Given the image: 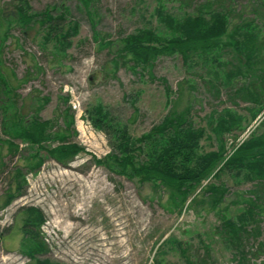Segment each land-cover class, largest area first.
<instances>
[{"label":"rangeland","instance_id":"374dc122","mask_svg":"<svg viewBox=\"0 0 264 264\" xmlns=\"http://www.w3.org/2000/svg\"><path fill=\"white\" fill-rule=\"evenodd\" d=\"M12 1L2 0L10 16L15 14ZM29 1L34 12L51 6L56 14L64 11L65 26L77 22L78 29L70 37L71 45L58 52L53 42L46 50L39 46L43 40L39 24L24 29L14 25L3 54L6 74L18 83L19 107L29 117L36 111V98L47 97L48 102L39 104V115L55 121V129L64 127L61 114L71 105L77 130L72 139L86 152L62 164L42 150L44 162L33 170L25 166L24 158L31 157L36 146L22 143L17 155H9L7 145L0 143V264H36V258L25 251L23 219L29 206L39 208L45 218L40 235L47 252L36 257L52 264H237L235 252L216 229L221 214L236 217L245 211L242 199L250 196L255 185L246 173L223 171L219 178H212L211 182L228 189L220 212L210 208L207 197L196 204L188 202L179 211L168 204L162 188L97 162L112 148L86 109L102 104L120 126L140 137L163 119L173 101L179 110L190 105L195 125L206 130L201 152L217 150L219 141L208 120L227 109L244 118L234 131L225 133L227 150L252 133H263L264 0H222L233 22L256 20L253 28L263 47L252 68L230 49L196 55L187 62L179 54H162L153 61V78L140 67L131 69L133 62L117 51L118 40L151 24L164 28L155 15L158 6L183 14L194 12L207 0H89L88 5L84 0ZM97 34L113 44H100ZM252 93L259 94L260 102L250 99ZM0 138L11 139L2 133L1 119ZM56 144L44 142L47 147ZM20 167L26 190L1 206L11 171ZM260 225L261 235L244 242L245 264H264V253H257L258 242L264 241V219Z\"/></svg>","mask_w":264,"mask_h":264},{"label":"trees","instance_id":"16d2710c","mask_svg":"<svg viewBox=\"0 0 264 264\" xmlns=\"http://www.w3.org/2000/svg\"><path fill=\"white\" fill-rule=\"evenodd\" d=\"M84 1L86 5L89 4V0ZM10 4H13L15 11L11 16L5 12L6 4L0 0V119L2 133L11 138H0V143L7 145L9 155H17L22 143L36 146L37 151L31 157L24 158L25 166L33 170L44 162L40 153L42 150H46L56 161L67 164L80 153L86 152L85 146L72 139L77 130L71 105L61 114L65 126L56 129L55 121L42 119L39 115V104L48 102L47 97H37L35 113L30 117L25 115L17 99L18 83L15 84L6 74L3 54L7 41L13 36L14 25L24 29L34 23L39 24V30L43 32V40L39 46L46 50L47 45L53 42L54 48L62 52L71 45L70 37L76 33L78 23L69 21L66 27V14L64 11L54 13L56 8L53 6L34 12L29 0H13ZM155 15L158 17L157 22L164 28L151 24L136 29L117 42V51L133 62L131 69L135 71L140 67L147 70L152 78L153 61L162 54H179L187 62L196 55L230 49L243 56L244 64L252 68L262 46L261 40L256 37V26L253 28L256 20L241 19L240 22H233L231 10L223 7L222 0H207L194 12L183 14L164 10L161 5L155 9ZM100 38L98 34L95 35L100 44H113L111 40ZM237 73L241 71L238 70ZM163 82L167 93H170L166 79ZM261 92L264 93V88ZM258 95L252 93L250 99L260 102ZM86 113L94 126L107 134L112 148L104 160L98 159L97 162L106 163L118 174L162 188L167 192L168 204L179 211L188 202L196 204L201 197H207L210 208L220 212V205L224 202L228 189L222 184L211 182L212 178H219L223 171L236 174L245 172L248 179L255 183L254 188L248 192L250 196L242 199L245 211L236 217L221 214V224L216 229L227 247L235 252L237 264H245L244 242L262 233L260 222L264 219V132L252 133L246 139L234 143L230 151L227 150L225 133L234 131L244 119L227 109L217 118L211 116L208 120L211 131L219 141L217 150L201 152L200 141L206 130L195 125L190 105L179 110L177 101H173L163 119L140 137L133 136L125 126H120L102 104L86 109ZM46 141H58V144L47 147L44 145ZM11 172L9 189L1 206L9 205L26 190V178L21 167ZM44 219L39 208L29 206L24 209L23 229L27 237L25 251L36 258V264H52L48 259L39 260L36 257L39 253L47 252L40 235ZM257 253H264V241L258 242Z\"/></svg>","mask_w":264,"mask_h":264}]
</instances>
